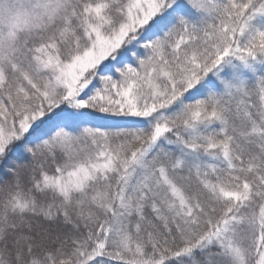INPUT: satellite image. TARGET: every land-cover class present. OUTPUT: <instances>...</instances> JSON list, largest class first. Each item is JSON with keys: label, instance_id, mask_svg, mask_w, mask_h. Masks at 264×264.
Segmentation results:
<instances>
[{"label": "snow or ice", "instance_id": "1", "mask_svg": "<svg viewBox=\"0 0 264 264\" xmlns=\"http://www.w3.org/2000/svg\"><path fill=\"white\" fill-rule=\"evenodd\" d=\"M0 264H264V0H0Z\"/></svg>", "mask_w": 264, "mask_h": 264}]
</instances>
